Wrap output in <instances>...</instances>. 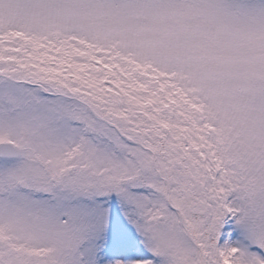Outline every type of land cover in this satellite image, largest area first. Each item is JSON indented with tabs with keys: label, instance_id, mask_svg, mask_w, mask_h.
Returning a JSON list of instances; mask_svg holds the SVG:
<instances>
[{
	"label": "snow or ice",
	"instance_id": "1",
	"mask_svg": "<svg viewBox=\"0 0 264 264\" xmlns=\"http://www.w3.org/2000/svg\"><path fill=\"white\" fill-rule=\"evenodd\" d=\"M0 264H264V0H0Z\"/></svg>",
	"mask_w": 264,
	"mask_h": 264
}]
</instances>
